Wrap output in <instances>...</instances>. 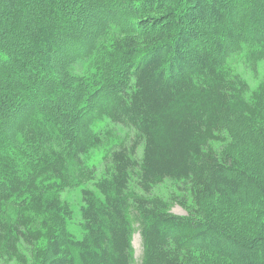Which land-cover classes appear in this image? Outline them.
I'll list each match as a JSON object with an SVG mask.
<instances>
[{
    "label": "trees",
    "instance_id": "1",
    "mask_svg": "<svg viewBox=\"0 0 264 264\" xmlns=\"http://www.w3.org/2000/svg\"><path fill=\"white\" fill-rule=\"evenodd\" d=\"M237 57L264 63V0H0V264H135L133 230L139 264H264V74ZM103 119L132 138L97 178Z\"/></svg>",
    "mask_w": 264,
    "mask_h": 264
},
{
    "label": "rangeland",
    "instance_id": "2",
    "mask_svg": "<svg viewBox=\"0 0 264 264\" xmlns=\"http://www.w3.org/2000/svg\"><path fill=\"white\" fill-rule=\"evenodd\" d=\"M235 59L232 61V66L237 70V72L241 75V77L247 81V83L253 88L255 87L261 77L264 74V63L258 64L253 70L251 66L245 61L243 63V59L241 58V62ZM80 65L77 64L73 67L74 75L83 74L84 70H81ZM249 67V68H248ZM80 69V70H79ZM93 134L99 135L101 137V141L103 143L99 148H95L89 151L88 155L85 157V166L87 169L94 171L95 176L97 178L103 175V160L107 151H109L112 147H116L119 141L129 142V139L132 138L131 134L126 136L125 131H121L119 129H113V125L107 120L103 119L101 121L93 124L91 129ZM131 135V136H130ZM97 137V136H96ZM175 185V184H174ZM172 183L170 181H166L165 183L158 185V188H155L154 194L157 196H165L170 190H172ZM86 189L92 190L95 192L94 188L91 184L84 187ZM83 188L70 190L61 195V199L63 202H66L71 210H72V219L67 225V231L73 235L74 237H79L80 229H79V209L82 205L81 200V190ZM172 213L183 216L185 215L184 210L180 208L178 205L172 207ZM132 249H133V259L135 264L140 263V259L142 256V244L139 233L133 230L132 233Z\"/></svg>",
    "mask_w": 264,
    "mask_h": 264
}]
</instances>
